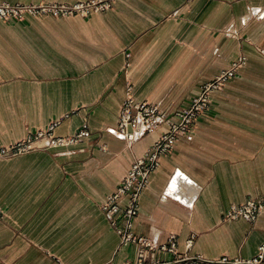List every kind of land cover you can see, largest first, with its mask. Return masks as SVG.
I'll use <instances>...</instances> for the list:
<instances>
[{
	"label": "crops",
	"instance_id": "0c3cea01",
	"mask_svg": "<svg viewBox=\"0 0 264 264\" xmlns=\"http://www.w3.org/2000/svg\"><path fill=\"white\" fill-rule=\"evenodd\" d=\"M83 0H0L74 3ZM240 55L245 62L196 124L161 156L132 230L154 248L120 245L100 204L167 130L115 135L122 104L166 117ZM58 124L55 137L0 157V264H137L183 255L255 257L264 243V0H111L86 14L0 20V146ZM263 199L252 220L225 218ZM125 198L119 200L124 205ZM173 235L176 252L160 248ZM175 264V263H172ZM264 264V260L260 263Z\"/></svg>",
	"mask_w": 264,
	"mask_h": 264
},
{
	"label": "built area",
	"instance_id": "2783aa9c",
	"mask_svg": "<svg viewBox=\"0 0 264 264\" xmlns=\"http://www.w3.org/2000/svg\"><path fill=\"white\" fill-rule=\"evenodd\" d=\"M111 0H83L74 3H8L0 2V20H21L26 15L40 16L50 14L64 16L73 14H86L90 10H101L110 5ZM245 62V56L240 55L226 68L218 72L212 79L200 86L199 93L195 95L190 104L177 109L172 117H166L156 103L136 101L131 94L125 98L116 127L110 129L112 133L127 141H134L145 133L166 124L167 130L139 157L130 164L128 171L119 180L115 190L106 195L100 207L114 227L120 238V245L135 243L141 252L154 248L151 239L136 235L133 230V218L138 212L139 198L142 190L149 182L151 173L159 166L161 156L169 153L175 141L188 133L196 124L198 117L210 105L211 92L221 87L234 77ZM58 120L51 121L46 128L27 134L9 145L0 146V157L27 152L38 147L45 140V145H62L73 143L82 136L89 134L87 123L84 122L79 131L72 136L55 137L52 134ZM125 198L124 205L119 200ZM263 205V199H248L243 203L232 205L224 217L235 219L243 217L252 220ZM161 249L176 252V243L173 235L168 238L167 244L160 245ZM264 260V243L260 246L258 254L250 259L230 258L226 255L215 259H207L200 255H183L174 261H155L145 263L142 257L137 264H260Z\"/></svg>",
	"mask_w": 264,
	"mask_h": 264
},
{
	"label": "rangeland",
	"instance_id": "374dc122",
	"mask_svg": "<svg viewBox=\"0 0 264 264\" xmlns=\"http://www.w3.org/2000/svg\"><path fill=\"white\" fill-rule=\"evenodd\" d=\"M13 20V19H12ZM1 21H4V20H1ZM9 21H11V20H5L4 22H9Z\"/></svg>",
	"mask_w": 264,
	"mask_h": 264
}]
</instances>
